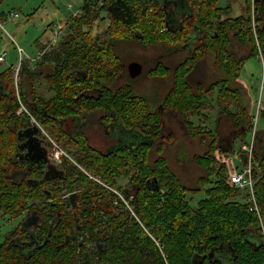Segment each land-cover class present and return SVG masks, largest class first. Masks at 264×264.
I'll return each instance as SVG.
<instances>
[{
  "label": "trees",
  "instance_id": "1",
  "mask_svg": "<svg viewBox=\"0 0 264 264\" xmlns=\"http://www.w3.org/2000/svg\"><path fill=\"white\" fill-rule=\"evenodd\" d=\"M176 1L187 12L181 25L171 28L159 0H83L69 18V32L59 47L47 52L42 46L39 59L50 61V67L36 72L20 66L21 102L78 164L68 159L58 163L62 174L52 186L37 166L31 172L38 181L31 186L0 173L4 194L0 200L5 201V207L24 208L37 199L36 208L46 209L44 220L54 216L59 222L51 227L44 224L42 233L49 232L52 240L31 258L26 259L21 249L10 248L4 251L0 264H72L74 255H86L89 248L92 258L83 264H225L229 259L232 264H264V129L256 130L251 155L259 216L249 208L247 190L229 184L224 164L217 163L214 155L218 149L228 153L236 167L245 164L240 157L245 150H238L236 160L229 152L236 138L244 141L251 132L252 115L239 100L242 96H237V84L231 82L237 79L247 56L264 53V0H241L242 11L235 16L229 15L230 4L219 6V0ZM101 11L109 22L104 31L93 35ZM193 29L199 36L191 54L175 63L155 60L144 66V73L151 77L165 73L157 77L171 79L159 104L136 93L129 82L115 85L123 71L129 81L138 78L126 73L116 53L117 43L135 39L140 45L177 47L184 45ZM232 39L248 44L249 51L242 55L232 52ZM208 51L213 53V67L224 75L206 82L198 60ZM12 75V66L0 71V164L15 168L17 131L30 123V117L26 112L16 113L19 100ZM35 75L45 79L49 95L36 92L32 84ZM215 103L214 128L192 121L193 116L207 121L206 109ZM166 108L177 112L188 135L205 145L204 152L194 156L206 171L195 188L181 183L162 153L169 142L164 137L171 135L163 132L162 110ZM81 113L98 115V122L106 125L116 118L122 126L149 135L150 141H129V146L117 144L109 151L97 148L86 141L83 130L68 129ZM259 115L264 120V106ZM220 117L227 118L226 131L219 128ZM152 150L154 157L149 161ZM84 170L102 183L88 178ZM113 189L123 194L130 208ZM73 190L78 191L77 198L70 204L61 195ZM191 190L204 193L195 204L186 194ZM65 237L71 239L58 248L54 242ZM97 240L102 245L99 252Z\"/></svg>",
  "mask_w": 264,
  "mask_h": 264
},
{
  "label": "rangeland",
  "instance_id": "2",
  "mask_svg": "<svg viewBox=\"0 0 264 264\" xmlns=\"http://www.w3.org/2000/svg\"><path fill=\"white\" fill-rule=\"evenodd\" d=\"M229 1L230 0H219L218 4L224 5L229 3ZM82 2L83 0H0V13L3 12V16H0V54L5 56V59L0 63V71L8 66H12V78L17 87L20 80V66L26 65L30 70L45 72V69L50 67L51 63L49 60H46L49 62H44L45 60L41 61L39 59L42 56L40 52H42L44 46H46L47 52H49V50H56L59 47V41L65 39L69 32V18L72 13L79 9ZM240 2L241 0L231 1L232 7L230 8L229 15L234 16L241 13L242 6ZM174 6H176V10H178V8L181 9L183 5L177 1ZM108 22L109 20L106 14L103 11L99 12L98 18L94 21L91 33L95 35L104 31ZM107 35V33H102L103 38H106ZM144 46H141L135 39L120 41L116 44V53L119 55L121 64L126 73V66L129 62L133 60L138 62L143 61L144 66L147 67L153 64L155 61L154 59H156L159 54L166 51V48L162 45ZM18 47L22 49L20 54ZM230 47L231 51L238 55L245 54L250 49L248 44H240L234 39L231 40ZM188 54H190L188 49H185L179 55L172 53L171 56L165 57L162 61L168 64L175 63L179 57L182 58L184 55ZM212 60L213 53L211 51L206 52L203 58L198 60V70L202 73L206 82L224 75L223 72L213 67ZM123 73L125 72L123 71L121 76L115 81L116 86L121 83L131 82L136 93L146 94L152 100L161 99V96L168 88L171 81L168 76L157 77L161 74L165 75V73H158L154 74L156 77H151L153 75H142L132 82L129 81L128 77ZM262 73H264V53L250 55L243 61L237 79L231 82L232 85L237 84V91H239L238 93L236 92L237 96H242L239 100H242L244 104L246 103L245 108L248 109V112L252 115V121L258 114L257 106H260V108L264 106V83L261 81ZM32 84L39 94L49 95L51 92L45 79L41 76L35 75ZM216 91L215 89L213 95L216 94ZM234 93V91L231 92V94ZM217 108V104L215 103L212 108L206 109L208 115L207 121L197 116H193L192 121L195 124L201 121V124L205 123L207 128H214L213 122ZM97 116L93 117L89 114L85 118H77L74 120L75 128L83 130V136L86 141H89L97 148L106 150L111 147L113 148V146L115 147V143L116 145L129 146V141L132 144L150 141L151 137L149 135H145L133 127L125 129L118 121L112 122L109 120L107 125H110L107 128V125L101 122V125L98 126L99 122L96 123ZM164 118L165 128L163 132L165 134L172 132L173 135L171 134L170 137L166 135L164 137V140L169 142L165 143L162 153L166 157V162L170 164L181 183L190 189L195 188L198 184V178L204 176L206 171L203 166H200L195 161L194 156L202 154L205 150V145L201 143L199 139L188 135L177 112L172 111L169 115L165 114ZM226 122L227 118H219V128H222L223 131L227 129L228 124H226ZM263 129L264 120L259 115V118L258 116L256 117V130L260 132ZM251 138L252 134L250 131L246 133L244 141L236 138L233 144L234 149L232 152H229L230 156L236 160L237 152L242 144L250 143ZM223 142L226 143V141ZM214 155L217 163L224 164V169L226 170L225 174H227L229 166H227V163L225 164L222 162V158L229 157L228 153L214 149ZM153 157L154 151L152 150L147 160L150 161ZM119 183L124 184V180H119ZM186 194L191 204H195L196 201L204 195L200 190L187 191ZM240 194H238L237 197H241L242 194ZM11 224L12 223H9L3 226L0 232V239ZM223 247L228 251L227 246L223 245ZM226 249L224 250L226 251ZM223 262L225 264H232L231 259H229V261L224 260Z\"/></svg>",
  "mask_w": 264,
  "mask_h": 264
},
{
  "label": "flooded vegetation",
  "instance_id": "3",
  "mask_svg": "<svg viewBox=\"0 0 264 264\" xmlns=\"http://www.w3.org/2000/svg\"><path fill=\"white\" fill-rule=\"evenodd\" d=\"M231 1L232 0L229 1L230 8L232 7ZM159 2L161 3L160 5L164 7V9L166 8L165 12L167 13L166 14L167 20L165 22L167 23V25L170 26L171 28L180 26L182 17L184 13L187 12V9L178 8V10H176V6H174L175 2H177L176 0H159ZM171 2H173L174 4ZM227 4L228 3L224 5H219V4L218 5L225 6ZM197 36H199V34L195 31V29H193L192 33L188 36V39L184 43V45L177 46V47L162 45L166 48V51L164 53L159 54V56L156 57V59L154 60L162 61L165 57L171 56L172 53L179 55L185 49H188L189 53L191 54V52H193L196 48L195 46L197 44ZM141 46H144V45H141ZM155 46H159V45H155ZM182 58L179 57L178 60H181ZM140 62L142 64V71L140 74L136 76L138 78L145 74L149 75L148 73H144V62L143 61H140ZM127 73H128V70H127ZM136 77H133V78L130 77V78L134 79ZM137 79H134L133 81ZM129 83L131 84V82ZM15 86L17 90L16 94L18 96L19 95L18 87L17 85ZM140 94L144 95L142 93ZM146 96L149 98L148 95ZM155 101H157V103L159 104V101H161V99L155 100ZM158 109H160V107H158ZM172 111L174 110L169 109V108L162 110L163 118L165 114L169 115V113ZM86 116L88 115L84 113L82 115H79V117L77 118L82 119V118H85ZM34 118L42 125L46 134H48L56 143L60 144L61 147L66 151L67 156L63 157L62 160L68 159L70 162L78 164L76 160L74 159L73 155L62 145V143L56 140L54 137H52L49 134L48 130L43 126V124L36 117ZM111 121L116 122L117 119L114 118V120H111ZM97 122L98 120L96 119V123ZM33 125L37 129L32 135L29 136L30 141L27 142V137H26L27 131H24V130L26 128H31ZM99 125H101L100 122L98 126ZM108 126L109 125H107L106 128ZM123 128L126 129V127L124 126ZM164 128H165V118L163 120V129ZM68 129H70L71 132H73V130H76L73 119H72V123H70V125L68 126ZM171 134L173 135L172 132ZM17 138H18V141L16 143V149H15L13 156H15L16 164L18 167H15V168L11 167L12 165L8 163L0 164L1 166L0 173H2V171L5 172L4 174L9 176L10 179L16 183H20L21 181H23L27 185L31 186V185H35V183L38 181V178H36L35 172H31V171H35L34 169L37 166V167H40L42 170L41 177H44L46 180L50 181L48 185L52 186L54 180L58 178L59 175L62 174V171H61L60 166H58L57 163L53 161L52 158L50 157L49 155L50 143L48 142L46 137L41 133V131L39 130V127L34 122L30 121V123L27 126H25L22 130L17 131ZM260 141L261 140H259V142ZM109 149H106V150L109 151ZM62 160L60 161V163L62 162ZM100 182L102 183L101 179H100ZM77 192L78 191L73 190L71 192L62 194L61 196L68 198V200H70V204H74L77 198ZM72 194H74L73 203L71 202V199H70V196ZM3 195L4 194L2 193V190H0V199H4V198H1L3 197ZM36 203H37V199H35L34 202H32L31 204L27 203V205L24 208H20V206H15L9 209L8 207H5L4 205L5 201L0 200V232L4 225H8L9 223H12L10 227L7 229V231H5L3 236L1 235L2 238L0 239V260L2 259L5 253L4 251L10 248H14L16 250L21 249L23 253L26 255L25 257L26 259L31 258L37 249L42 248V246L48 244V242L52 240V237L50 236L49 232L47 234L42 233V228L45 223H47L51 227V226H56L59 222L58 220L55 219L54 216L49 217L47 220H44V217L48 216L46 215L47 212L44 213L46 209L36 208ZM67 208H70V207H67ZM73 238L74 237L72 236V239ZM70 239L71 238L68 239L67 237H65V239L61 241L56 240L54 243L59 248L60 246L67 244L68 240ZM81 242L82 240L80 241L79 244H81ZM101 246H102L101 243L99 242V240H97L98 252L101 250ZM87 251L88 253L86 255L84 254L74 255L75 263L72 261V264H79V262L80 264H83V262H86L87 260H91L92 258L91 249L89 248Z\"/></svg>",
  "mask_w": 264,
  "mask_h": 264
},
{
  "label": "built area",
  "instance_id": "4",
  "mask_svg": "<svg viewBox=\"0 0 264 264\" xmlns=\"http://www.w3.org/2000/svg\"><path fill=\"white\" fill-rule=\"evenodd\" d=\"M76 12H77V10L74 13H72V15L76 14ZM18 51L20 54V51H22V49L18 47ZM40 54H42V52H40ZM4 59H5V56L3 54H0V63ZM261 81H263V83H264V73H262V80ZM17 97L19 100V107L17 108L16 112L18 114H20L22 112H26V114L29 115L30 121L34 122L39 127V130L41 131V133L46 137V139L50 143V150H49L50 157L57 164L60 163L62 158L67 156L66 151L61 147L60 144L56 143L48 134H46L42 125L34 118V116L30 113V111L24 105V103L21 102L19 96H17ZM259 110H260V106H257V113ZM256 117L253 120V127L251 130L252 138H251L250 143H248V144L243 143L241 146V149L245 150L246 151L245 154L247 155V159H246L245 164H243L241 167H236L234 161L229 157H223L222 161L227 163L228 164L227 166H229L228 172H227V181L229 182V184L247 190V192H248L247 200L250 203L249 208L255 210L259 216L255 196L253 193V179H252V174H251V165H252L251 164V155L253 152L254 139H255V133H256ZM84 172L87 174L88 178H91L95 181L100 182V178L98 176L93 175V174L87 172L86 170H84ZM113 191L117 194V196L120 198V200L123 201L130 208V206L128 204V200L121 193H119L116 189H113ZM259 219L261 221L260 217H259ZM262 234H263V241H264L263 225H262Z\"/></svg>",
  "mask_w": 264,
  "mask_h": 264
},
{
  "label": "water",
  "instance_id": "5",
  "mask_svg": "<svg viewBox=\"0 0 264 264\" xmlns=\"http://www.w3.org/2000/svg\"><path fill=\"white\" fill-rule=\"evenodd\" d=\"M127 70H128V74H129L130 77H132V78L136 77L142 71V64L140 62H138V61H134L133 60V61L128 63ZM36 129L37 128L33 125L31 128H26L24 130V131H27L26 132L27 142L30 141L29 136L32 135L35 132ZM240 157L243 160V162H246L247 155L245 153H241ZM153 180L156 182V180H157L156 177H153ZM154 187L157 188L158 184H156V186H154ZM70 199H71V202L73 203L74 202V194H72L70 196Z\"/></svg>",
  "mask_w": 264,
  "mask_h": 264
},
{
  "label": "crops",
  "instance_id": "6",
  "mask_svg": "<svg viewBox=\"0 0 264 264\" xmlns=\"http://www.w3.org/2000/svg\"><path fill=\"white\" fill-rule=\"evenodd\" d=\"M260 132H262V131H260ZM233 144H234V142H233Z\"/></svg>",
  "mask_w": 264,
  "mask_h": 264
}]
</instances>
